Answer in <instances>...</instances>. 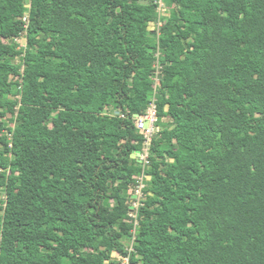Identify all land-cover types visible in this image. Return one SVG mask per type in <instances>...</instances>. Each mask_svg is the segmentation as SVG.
Instances as JSON below:
<instances>
[{
  "label": "trees",
  "instance_id": "obj_1",
  "mask_svg": "<svg viewBox=\"0 0 264 264\" xmlns=\"http://www.w3.org/2000/svg\"><path fill=\"white\" fill-rule=\"evenodd\" d=\"M26 1L0 0V264H264V0Z\"/></svg>",
  "mask_w": 264,
  "mask_h": 264
},
{
  "label": "built area",
  "instance_id": "obj_2",
  "mask_svg": "<svg viewBox=\"0 0 264 264\" xmlns=\"http://www.w3.org/2000/svg\"><path fill=\"white\" fill-rule=\"evenodd\" d=\"M159 11L165 10L166 6L163 2V0H157ZM157 68V67H156ZM158 75L159 73H156L155 75V83L158 81ZM158 83V82H157ZM156 83V87H157ZM136 121V127L140 133L144 135L145 141H144V148L143 151L140 153V161L143 164V168H145L148 165V156L150 153V146L152 143V139L156 134L160 132V127L158 126L159 118L157 115V105L155 102V98L151 102V104L148 106L147 110L144 114L135 116ZM137 154L134 155L136 157ZM147 180V177L144 172H142L138 178H137V185L134 187V194L132 195L134 207L131 206V213L130 217L135 220L134 225L135 228L133 230V233H135L136 226L138 224L137 222V210L141 205V199L143 197V191L145 188L144 181ZM132 249V248H131ZM127 259V258H125Z\"/></svg>",
  "mask_w": 264,
  "mask_h": 264
},
{
  "label": "rangeland",
  "instance_id": "obj_3",
  "mask_svg": "<svg viewBox=\"0 0 264 264\" xmlns=\"http://www.w3.org/2000/svg\"><path fill=\"white\" fill-rule=\"evenodd\" d=\"M26 3H27V4H30V3H31V0H27ZM154 27H156V26H154ZM15 43L17 44V48H18V49H23V48L26 47V39H25L24 36H22L21 38L15 40ZM15 66H17V67H19V66H23V61L21 60V58H17L15 64L12 65V66H10L9 68H13V67H15ZM155 67L158 68V65L156 64ZM160 76H161V75H158V77H157V78H158V81H159ZM158 81H156V83H157ZM158 83H159V82H158ZM158 83H157V84H158ZM163 121H166V120H163ZM146 181H147V180L144 181V185H145L144 190H145L146 187H147V183H146ZM128 193L132 196V195L134 194V187H132V188L129 190ZM130 204H131V206L134 207V202H133V201H130ZM133 241H134V238H133L132 241H128V242L125 243L126 246L128 247V250H129V251L132 250L131 248L133 247ZM114 257L118 258V261H119L118 263H119V264H129V259H128V258H127V259H120V257H119L117 254H115Z\"/></svg>",
  "mask_w": 264,
  "mask_h": 264
},
{
  "label": "water",
  "instance_id": "obj_4",
  "mask_svg": "<svg viewBox=\"0 0 264 264\" xmlns=\"http://www.w3.org/2000/svg\"><path fill=\"white\" fill-rule=\"evenodd\" d=\"M140 153H141L140 151H137V152H136V154H137V155H136V158H137L139 161H140V157H139V156H140Z\"/></svg>",
  "mask_w": 264,
  "mask_h": 264
}]
</instances>
